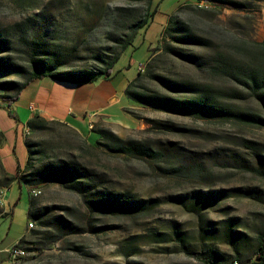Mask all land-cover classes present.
Here are the masks:
<instances>
[{"label":"rangeland","instance_id":"374dc122","mask_svg":"<svg viewBox=\"0 0 264 264\" xmlns=\"http://www.w3.org/2000/svg\"><path fill=\"white\" fill-rule=\"evenodd\" d=\"M1 40L0 65L10 68L0 70V111L20 128L31 109L3 108L2 98L33 75V60L57 53L55 73L105 69L121 55L116 84L207 97L230 113L128 97L126 121L85 125L88 135L42 115L24 139L7 140L0 126V264L260 261L264 125L238 113L264 118V0H0Z\"/></svg>","mask_w":264,"mask_h":264},{"label":"crops","instance_id":"0c3cea01","mask_svg":"<svg viewBox=\"0 0 264 264\" xmlns=\"http://www.w3.org/2000/svg\"><path fill=\"white\" fill-rule=\"evenodd\" d=\"M114 76L110 79L99 78L93 82L82 83L61 81L50 76L37 78L24 88L13 105L30 108L28 120L35 114H40L66 123L80 133L88 135L92 125L97 121L113 123L115 120L123 122L128 119L125 111V108L129 106L126 89L131 81L128 84L126 81L116 84ZM6 107L10 108L12 105L7 104L3 108ZM15 121H18V117ZM15 121L0 111V126L4 128L7 140L14 134L17 136L20 134L24 139L27 122L20 128ZM85 125L89 130L87 133L84 132L87 131L86 129L82 130ZM7 147V145L4 146V148ZM4 153L3 151L2 155ZM4 162L10 171H15V164L10 158H4Z\"/></svg>","mask_w":264,"mask_h":264},{"label":"trees","instance_id":"16d2710c","mask_svg":"<svg viewBox=\"0 0 264 264\" xmlns=\"http://www.w3.org/2000/svg\"><path fill=\"white\" fill-rule=\"evenodd\" d=\"M157 9L150 11L147 13L145 19L142 22H139L136 26V30L131 35L130 39L127 40L124 45L123 49L130 45L133 42V39L135 35L137 34V31L145 26H148L150 21L152 20L155 12ZM179 23L176 15L174 14L169 18V21L167 23V29L170 31V28L172 26H177ZM178 27V26H177ZM0 44H3L2 40L0 41ZM157 47L152 49V52L156 51ZM57 54H54L52 58L49 60H46L42 63H39L38 61L33 60L34 62V69L33 75L24 83L20 84L17 93L12 96H3V100L7 101L9 105H13L20 97L21 92L24 90V88L34 79L42 78L46 76L53 77L57 80L61 81H67L72 83H82V82H93L98 80L99 78H107L110 79L115 75L114 66L117 60L120 58L121 55H117L112 61L108 63V65L105 67V69H95V70H82V71H65L60 73H55L54 69L56 68V61H58ZM51 57V56H50ZM10 68L9 64L4 63V65H0V70ZM134 80H132L127 89L126 93L128 97L133 100L134 102L143 104V105H154L159 107H171V108H179V109H189V110H201L205 112H209L210 114H227L230 113L229 109L223 108V107H217L214 104H211L207 97H202L201 99L197 100H181V99H175L172 97H159V96H146L142 94L133 93L131 91V85ZM264 99V96H263ZM12 115V112H11ZM238 115L243 118L244 122L250 123V124H260L264 125V118L253 114V113H247V112H239ZM39 119H43V117L40 114H35L33 117H31L27 121V126H29L32 129H35L37 126V121ZM27 143V142H26ZM31 143H27L28 147V160L26 163V167L30 166V159L32 154V148ZM21 168L17 169V174L19 177L22 178L23 175L20 173ZM29 213L30 216H34L33 213V207L32 202L30 201L29 205ZM22 236L19 241L14 245L15 248L20 246V243L23 242ZM258 253L260 261H256L255 264H264V238H260L259 246H258ZM214 264H217V261L213 260ZM218 264H225V263H218Z\"/></svg>","mask_w":264,"mask_h":264},{"label":"built area","instance_id":"2783aa9c","mask_svg":"<svg viewBox=\"0 0 264 264\" xmlns=\"http://www.w3.org/2000/svg\"><path fill=\"white\" fill-rule=\"evenodd\" d=\"M33 191H37V190H33ZM38 193H40V191H38ZM29 224H33V223L30 222ZM17 253H18V250H16V249H13V250L11 251V254H12L13 257H15V255H16ZM235 264H242V263L239 262V261H236Z\"/></svg>","mask_w":264,"mask_h":264},{"label":"bare ground","instance_id":"6f19581e","mask_svg":"<svg viewBox=\"0 0 264 264\" xmlns=\"http://www.w3.org/2000/svg\"><path fill=\"white\" fill-rule=\"evenodd\" d=\"M32 192H38V191H32ZM29 226L31 227V226H33V224H29Z\"/></svg>","mask_w":264,"mask_h":264}]
</instances>
